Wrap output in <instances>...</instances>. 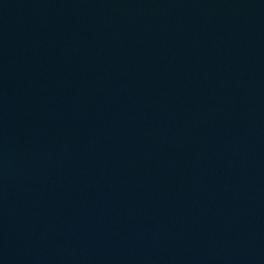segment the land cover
<instances>
[{"label": "water", "instance_id": "95a60500", "mask_svg": "<svg viewBox=\"0 0 264 264\" xmlns=\"http://www.w3.org/2000/svg\"><path fill=\"white\" fill-rule=\"evenodd\" d=\"M0 264H264V0H0Z\"/></svg>", "mask_w": 264, "mask_h": 264}]
</instances>
